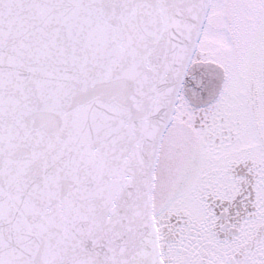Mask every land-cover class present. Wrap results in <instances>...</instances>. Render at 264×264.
Segmentation results:
<instances>
[{"label": "snow or ice", "instance_id": "obj_1", "mask_svg": "<svg viewBox=\"0 0 264 264\" xmlns=\"http://www.w3.org/2000/svg\"><path fill=\"white\" fill-rule=\"evenodd\" d=\"M0 264H264V0H0Z\"/></svg>", "mask_w": 264, "mask_h": 264}]
</instances>
